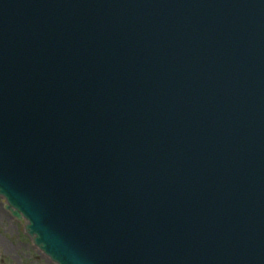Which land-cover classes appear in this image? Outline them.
Segmentation results:
<instances>
[{
	"label": "water",
	"instance_id": "1",
	"mask_svg": "<svg viewBox=\"0 0 264 264\" xmlns=\"http://www.w3.org/2000/svg\"><path fill=\"white\" fill-rule=\"evenodd\" d=\"M0 196L57 264H264V0H0Z\"/></svg>",
	"mask_w": 264,
	"mask_h": 264
},
{
	"label": "rangeland",
	"instance_id": "2",
	"mask_svg": "<svg viewBox=\"0 0 264 264\" xmlns=\"http://www.w3.org/2000/svg\"><path fill=\"white\" fill-rule=\"evenodd\" d=\"M0 198V264H54L22 231Z\"/></svg>",
	"mask_w": 264,
	"mask_h": 264
}]
</instances>
